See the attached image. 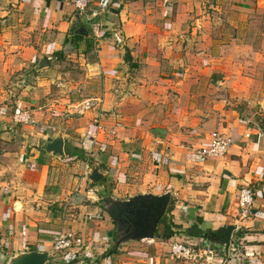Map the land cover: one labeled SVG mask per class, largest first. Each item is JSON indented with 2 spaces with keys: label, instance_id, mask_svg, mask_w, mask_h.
<instances>
[{
  "label": "crops",
  "instance_id": "obj_1",
  "mask_svg": "<svg viewBox=\"0 0 264 264\" xmlns=\"http://www.w3.org/2000/svg\"><path fill=\"white\" fill-rule=\"evenodd\" d=\"M76 15L69 0H0L2 51L32 31L29 53L40 52V61L45 52L49 63V54H65V64L80 61L78 82L70 70L62 74L82 97L102 101L63 136L64 160L75 162L56 168L70 182L59 194L50 167L63 160L24 141L27 152L16 153L17 161L6 143L16 141L0 134L2 153L21 173L13 185L0 177V264L1 256L31 250L49 251L48 264H107L109 257L110 264H188L170 255L175 242L210 245L214 264H264V0H112L96 41L81 16L78 27L90 37L71 35ZM74 46L78 58L69 54ZM58 67L50 63L47 71ZM96 116L105 131L91 123ZM214 131L231 139L230 147L221 158L205 159L197 151ZM94 167L104 175L98 184L75 176ZM7 171L0 165V176ZM108 186L116 200L170 191L173 236L115 249V225L98 203ZM244 186L255 192L251 217L237 206ZM66 199L78 208L72 217L54 211ZM232 225L230 243L221 245L226 235L218 230ZM62 233L82 236L85 247L52 253Z\"/></svg>",
  "mask_w": 264,
  "mask_h": 264
},
{
  "label": "rangeland",
  "instance_id": "obj_2",
  "mask_svg": "<svg viewBox=\"0 0 264 264\" xmlns=\"http://www.w3.org/2000/svg\"><path fill=\"white\" fill-rule=\"evenodd\" d=\"M25 28H27V26ZM29 35L34 37L32 31H23L16 47L10 45L7 49H4V51L0 49V129H3L2 127L7 128V130H1L0 134L7 132L11 140L16 141L15 143L6 141V143H10V146H7V150L15 154L14 157L17 161H19V157L16 156V153L19 155L20 151L27 152L26 144H23L24 141L29 142L27 146L30 147V149L35 148L45 154L46 143L52 137L56 135H66L67 137L69 129L72 131V126L70 124H75V129H77V125L81 118H85L87 115V112L85 114H79L78 111L82 109V103L86 99L84 96L82 97L81 88L79 89L77 86H72V80L69 79V77H72L73 80H76L74 81L76 83L81 78L82 73H84L81 62L70 61L65 64V61H67L65 54H49L52 66L59 67L56 68V71L53 70V72H49L47 69L36 72L35 67L38 65L40 52L39 55L35 54L34 56L29 53L28 42H30V40L34 41V38H30ZM70 49L71 51L69 54L78 58V55L81 53L78 51V47L76 48L74 46V48L70 47ZM93 49L94 51L96 50V45L93 46ZM44 53L45 52H43V57H47ZM66 70H70L69 72L72 76L69 74L68 77L62 74L63 72L65 73ZM39 75L42 76L40 81L36 79ZM47 80L49 81L48 85ZM44 82L46 84H43ZM21 111L28 112L31 115L32 122L22 126H16L13 122V117L16 113ZM260 116L264 117V114L262 113ZM91 123L93 124V119H91ZM34 131L43 133L41 141L34 140L32 134ZM28 136L31 138H28ZM77 136L78 135H76V137ZM18 139H21V141ZM2 150L3 148L0 147V165L8 167L10 172H4L0 177H2V181L13 185L12 182L15 180L20 181L19 179L17 180V177H20L21 173H17V171L19 172L18 169L14 170L13 166H16L17 162L14 161L13 158L11 159L10 156H5ZM91 160L92 159H89L90 164H92ZM74 162V160L70 162L65 160L60 161L57 158L55 162L54 160L51 162L55 163V165L50 167V171L52 170L50 172L52 173L51 181L52 183L60 184L54 187L55 192L58 194V188H66L68 191V184L70 182L66 183L63 178L67 173L66 170L62 171L63 169H61L57 171L56 168L59 166V169L64 166L71 167ZM9 167L12 168V170ZM75 176L79 179L85 178L86 183L89 184V180L84 173L81 176L77 173ZM20 179L22 180V178ZM69 193H72V190L69 191ZM100 196L101 199L98 203L101 207L104 202L103 199L106 198V196L104 195L102 197L101 192ZM68 201L69 199H66L63 202L54 204L56 215L72 217L74 211H76V209L78 210V208L68 204ZM104 214L109 216L107 213Z\"/></svg>",
  "mask_w": 264,
  "mask_h": 264
},
{
  "label": "built area",
  "instance_id": "obj_3",
  "mask_svg": "<svg viewBox=\"0 0 264 264\" xmlns=\"http://www.w3.org/2000/svg\"><path fill=\"white\" fill-rule=\"evenodd\" d=\"M77 13L85 19L86 24L92 32L95 41L100 38L102 32L101 16L108 12L112 0H69ZM96 44V43H95ZM102 101L99 98L86 99L82 103V109L79 114L89 113L96 109ZM16 126H22L32 122L31 115L28 112H18L13 117ZM93 125L97 130L105 131L100 121V117L93 119ZM118 127H122L121 124ZM114 133V131H113ZM231 139L225 134L214 131L210 133L208 143L198 149V154L205 159H218L228 152ZM237 206L241 216L251 217L254 213L255 192L251 186H244L238 191ZM153 241V240H149ZM86 245V240L82 236L73 233L58 234L53 239L52 253L68 250H82ZM170 255L181 262L188 264H214L218 255L216 251L208 244L192 245L185 242H175L170 245ZM85 258H91L89 253L84 254ZM110 264V257L107 259Z\"/></svg>",
  "mask_w": 264,
  "mask_h": 264
},
{
  "label": "water",
  "instance_id": "obj_4",
  "mask_svg": "<svg viewBox=\"0 0 264 264\" xmlns=\"http://www.w3.org/2000/svg\"><path fill=\"white\" fill-rule=\"evenodd\" d=\"M80 15H76L72 22L71 35H80L85 38L90 37L88 29L78 27ZM50 63L46 57H43L36 66V72L48 69ZM264 125V119L262 120ZM66 141L63 136H54L45 147V152L54 157L64 160ZM87 178L90 185L98 184L104 178L97 167L91 168ZM172 193L169 191L162 195L154 194H137L128 199L117 200L118 204L126 211L124 219L116 220V233L119 237L113 242L115 249H120L123 245L129 243H141L143 241L154 240L160 238L159 229L162 225L164 216L167 214L170 206ZM116 200V199H115ZM236 227L233 225L225 229H219L226 235L225 241L221 245L230 243L232 233ZM122 234V235H121ZM51 253L49 251H22L17 254L2 257L3 264H48Z\"/></svg>",
  "mask_w": 264,
  "mask_h": 264
},
{
  "label": "trees",
  "instance_id": "obj_5",
  "mask_svg": "<svg viewBox=\"0 0 264 264\" xmlns=\"http://www.w3.org/2000/svg\"><path fill=\"white\" fill-rule=\"evenodd\" d=\"M74 38H79V36H74ZM87 42V48L89 50H91L93 48V43L91 42L90 39H86ZM264 128V125H262ZM82 157V156H81ZM85 160V159H83ZM106 188V198L103 199V204L101 205V209L103 210V212L107 213L109 215V218L112 219L113 224L115 225V230H114V236L115 238H118L119 235L116 233V217H125L126 216V211L118 204L117 200H115L112 196H111V187H105ZM171 210V207L169 206L167 213H169V211ZM167 214L164 216L162 225L159 229V233H160V238L162 239H166L170 236H173L174 231H173V226L172 224L167 222ZM176 234V232H175ZM215 235V232H210V233H206L204 236H207L208 239H210L211 237H213Z\"/></svg>",
  "mask_w": 264,
  "mask_h": 264
},
{
  "label": "flooded vegetation",
  "instance_id": "obj_6",
  "mask_svg": "<svg viewBox=\"0 0 264 264\" xmlns=\"http://www.w3.org/2000/svg\"><path fill=\"white\" fill-rule=\"evenodd\" d=\"M125 217H116V220L118 219H124ZM116 227H117V224H116ZM119 235V234H118ZM122 235V234H121Z\"/></svg>",
  "mask_w": 264,
  "mask_h": 264
}]
</instances>
